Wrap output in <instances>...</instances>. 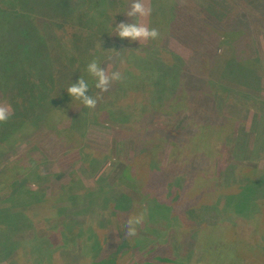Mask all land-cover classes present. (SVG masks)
I'll return each instance as SVG.
<instances>
[{
    "label": "rangeland",
    "instance_id": "rangeland-1",
    "mask_svg": "<svg viewBox=\"0 0 264 264\" xmlns=\"http://www.w3.org/2000/svg\"><path fill=\"white\" fill-rule=\"evenodd\" d=\"M147 1L150 0H143ZM173 2L190 17L184 21L175 16L177 6L173 3L166 10L171 18L166 32L159 30L164 34L160 33L154 40L157 49L163 53V60L153 55L154 46L147 52L136 48L144 41L131 49V45L122 44L120 38L108 39L109 28L113 25L107 9L106 39L91 35V44L86 50L100 53L104 57L102 67L109 73L120 71L123 79L113 82L107 92L97 90L96 107H80L77 110L80 121L73 125L75 119L71 120V115L58 106L54 109L58 105L53 104L54 100L46 104H25L28 98L31 100L47 87L48 83L44 81L54 85L44 73L46 65L57 66L62 61L60 56L68 55L60 50V43L54 40L58 32L52 30L62 24L59 22L63 16L54 13L62 11L61 0H0V103L11 105L12 115L8 122L24 119L30 126L6 135L0 143V207L9 205L6 200L17 193L22 195L18 200L25 205L22 217L26 221L24 228L30 234L25 241L26 248L32 246L30 239L34 235L43 245L36 251L39 252L38 262L46 263L45 260L55 257L53 264H77L80 254L73 252L71 243L65 238L62 244L60 235L70 240L80 234L83 230L80 227L91 233V240L96 245L101 242L99 235L103 241L97 245L98 251L91 264H146L158 260L169 264H240L241 259L234 255L236 249L243 257H254L255 253L257 256L263 251L258 240L257 246L251 249L253 241L249 235L257 234V229L250 232L247 219L257 212V203L251 199L264 182V3L259 5L263 7H255L246 0ZM71 4L87 21L88 27L102 33L103 16L95 18L94 14L105 9L109 0H74ZM87 13L89 16L85 18ZM161 14L162 10L156 8L153 16L161 19ZM91 17L94 18L93 27ZM67 19L65 17L70 22ZM74 26L65 33L73 40ZM64 27L67 28L65 24ZM82 31V25L75 29L76 39L83 36ZM84 37L88 38L85 32ZM233 48L235 53L229 54ZM130 52L137 62L130 60ZM218 53L222 58L217 59ZM227 58L228 69L225 67L220 76L212 73L218 67L211 66H219ZM238 58L246 68L236 64ZM142 60L148 65L141 64ZM250 63L252 67L248 66ZM64 64L68 71L72 68L65 61ZM173 64L176 68L171 78L177 77L176 70H180L179 76L185 79L182 85L190 86L185 91L191 89L184 100L178 91V98L173 99L175 102L154 103L150 87L147 91L130 83L134 81L129 78L130 71L139 76L141 70L153 74L155 71V76L164 80ZM255 67L259 69L251 73L254 84H249V79L243 82L248 76L246 70ZM166 84L163 86L167 87ZM211 90L215 91V97L209 96ZM165 94L166 90L161 96ZM100 111L102 118H99ZM108 118H112L111 122ZM47 122L53 130L63 131L64 138L56 140L55 131L49 134ZM146 151L149 154L145 156L151 159L147 186L153 191V169L164 168V172L161 171L168 180L158 198L165 206L172 204L175 210L161 217L154 216V221L146 222L143 233L138 234L137 229L135 236L126 238L128 218L110 214L109 206L120 195L117 173L119 175L123 167H127L125 163L132 162L135 155ZM112 161L120 163L117 173L110 169ZM143 163L140 158L134 163L137 170H141V184L144 182ZM184 177L191 182L182 186ZM71 180L74 185L63 199L64 204H71L70 207L67 208V204L65 208L39 207L41 201L58 189H54L52 183L59 187L60 184L70 185ZM209 185H213L214 192L208 193L211 203L206 205L199 199ZM194 186L198 187L193 189ZM110 188L116 194L111 192L105 199V190ZM179 189L195 193L192 197L196 201L180 197L181 192L176 193ZM30 190L38 196H29ZM74 193L80 202L73 203ZM242 202L243 207L246 206L244 215L238 210ZM114 203L117 208L122 206L118 201ZM243 220L246 221L244 225ZM204 227L206 229L200 233ZM109 229L111 232L108 233ZM7 230V225L0 223V264H18L15 260L23 255L27 256L24 264H30L28 256L32 257V254L23 252L22 248V253L14 249L10 238L12 234L14 237L18 234L15 231L6 233ZM235 232L238 235L234 240L232 234ZM20 233L26 235L23 231ZM106 237L117 245H108ZM94 249L95 245L91 251ZM204 249H209L210 258H214V254L220 257L212 262L210 259L202 261ZM101 251L102 260H97ZM195 252L199 254L197 259L193 257ZM259 262L253 259L243 264Z\"/></svg>",
    "mask_w": 264,
    "mask_h": 264
},
{
    "label": "trees",
    "instance_id": "trees-1",
    "mask_svg": "<svg viewBox=\"0 0 264 264\" xmlns=\"http://www.w3.org/2000/svg\"><path fill=\"white\" fill-rule=\"evenodd\" d=\"M132 1L133 0H115V1L109 0V4H107V7H105V9H102L100 11H96L94 14L95 18L103 16V19L101 20L103 22L102 26H101L103 31H102V33H100V31H98V30L94 32V27H93L94 18L92 19V17H91V21H92L91 27H93V29H91L90 27L87 26V21L82 19L83 17L79 13H77L76 9L74 10V8L72 7V4H71V3H74V0H61L62 11L61 12L55 11L54 13H57V14H60L61 16H63V19L61 18L63 21L60 20L59 23H62V24H59L58 27H55V29H52V30H55L58 32V34L55 35L54 40L58 41L60 43V50L66 51L68 53V55L63 54L62 56H60L62 61L60 62L59 65L57 63V66H55V65L52 66V63L46 65L44 73H46L48 75L49 79H52L54 81V85L50 84L47 80L44 81V83H48L47 87L45 86L44 88H42V91H39V93L36 95V97H33L31 100H29V98H28V101H26L25 104H46V103L54 100L55 103H53V104H58L54 107V109L57 110L58 108H56V107L58 106L59 109L64 110V112L66 114L71 115V120L75 119L73 121V125H77L76 122L80 121L77 110L80 107H82L83 105L79 101L71 98L68 95L66 89L72 83H75L79 78H83L89 83V91L87 94L92 95V96L94 95L93 97L95 98L98 89H96L94 87V83H95L94 78L91 77L89 75V73L87 72V64L92 59H95V58H98L101 61V63H103L104 57L102 55H100V53H90L86 49L91 44L92 36H94L97 39H101V38H103L104 40L106 39L104 34L106 33L105 28L107 27V24L109 22V16L111 17L110 24H112L113 26H110V28H109L108 39H110V38L112 39V38L116 37L115 39L118 40L117 38H119V37L115 34V30H114L116 25L121 23V22H124V23H132L133 22L132 18H129L125 15L127 10L129 9V6L132 3ZM246 1H249L250 3L256 5L255 7H263V5H261V6H259V5L264 3V0H246ZM145 3L148 5L151 4L150 6L152 9V12H151L150 17L148 16L149 20L148 21L146 20L147 17L146 18H135V20L138 23L147 24V26L149 28H156L160 31L163 30L164 32H166L165 28L167 27V23L171 19L169 17L170 12L166 11V10L169 9L171 3H173V6H177V8H176L177 13L175 14V16L180 17L181 20L184 19V21L190 17L188 14H185L179 8L180 5H178L177 3H174L173 0H154L153 2H152V0H150V1H147ZM89 5H90V3H89ZM156 8H159L160 10H162V13L164 14V15L161 14V19H157L153 16L154 10H156ZM107 9H108L109 16L107 13ZM179 12H182V13H179ZM97 13H98V15H97ZM73 16H74V19H73ZM88 16H89V14L87 13V17L85 16V18H88ZM65 17L69 18V20L68 19L67 20L70 22H67L65 20ZM64 24L67 26V28L64 27ZM73 24L75 25L72 29V34H75L74 40L71 39L67 34H65L66 30H68L71 26H73ZM81 25L84 28V31H82L83 36L76 39L75 29H77V27L81 26ZM84 32H85L86 36H88L87 39H86V37H84ZM160 33L162 34L163 32H160ZM222 36H223V34H222ZM58 37H60L59 40L57 39ZM165 38L166 37L164 36V40H166ZM120 41H123L122 44H124V45H128V46L131 45L130 46L131 49L136 47L135 44L139 43V41H128L127 39H121V38H120ZM144 42H145L144 44H140L136 48L139 51L141 50V48H143L145 50L144 52H147L148 49H150L152 46H154V48H152L153 55L156 56L157 58H159L160 60H163V53L157 49V47L155 46L156 42H154V40H149V41H144ZM48 46H50V44H48ZM221 46H222V43H220L219 49H221ZM218 52H221V51H218ZM233 52H234V48L229 51V54L233 53ZM129 54L131 55L130 60L132 62H135V61L137 62V60L135 59L136 58L135 55H133L131 52ZM219 54H221V53H218L217 59L222 58ZM235 56L236 55H233V57H235ZM161 57H162V59H161ZM164 57H166V55H164ZM226 57H228V56H226ZM237 60H238V62L236 64L239 65V67L241 66L243 68H246L243 61H240L239 58ZM64 61L66 63L72 65V68L69 71L67 70V64H64ZM190 62H192V60ZM227 62H228V58H227V60L225 59L223 64L221 62V65H219L220 67L217 64L212 65L211 67H216V66L218 67V69H216L217 71L214 70V71H212V73L216 72V75L220 76V73L221 72L223 73L225 67L228 66ZM254 62L257 64V62L255 60H254ZM140 63L143 65H144V63L146 65H148V62H146L145 60L140 61ZM182 65L183 64L181 63V66ZM248 66L252 67L253 65H252V63H250ZM258 67H255L254 69H251V68L247 69L246 74H248V76L243 73L244 75L247 76V78L243 79L242 81L246 82L249 79L248 80L250 82L249 84L253 83L254 79L251 78V73L254 71H257L259 69ZM175 68H176V65H174V64L171 65V68L169 69L170 74L168 73L165 76L164 80H161L160 78L156 77L155 71L153 74L152 71L147 73V71L144 72V70H141V74L139 76H135L132 73V71H130V74H128V75H129V78H134V81H132L130 83L132 84L134 82L135 88L138 89L140 87H143V88L147 89V91H148L149 87L151 88L150 94H151L152 101L154 103L167 104V103H170V100H173V99L176 100L178 98L179 95L176 96V93H178V91H180L179 92L180 95L181 94L183 95V100H184L189 96V95L186 96V94L188 92H190V90H191V89H189L188 91H185V89L187 87L190 88V86H188L186 83H184L182 85V83L185 82V79H184V77L179 76L180 70H176V76L177 77H175L174 79L171 78L173 72H175ZM187 68H188V66H187ZM74 69H75V73H74ZM227 69H228V67H227ZM159 70H160V68H159ZM212 73H211V76L216 77V76L212 75ZM209 79H211V78H209ZM232 79H235V78H232ZM165 83H168V84H166L167 87L163 86ZM253 84L251 85L252 87H253ZM162 86L164 87V89ZM247 87H248V85H247ZM164 90H166V94H165V96H161V93ZM211 91H212V94H210L209 96L215 97V91L214 90H211ZM209 96H208V98H209ZM149 98H150V96H149ZM195 98H196V96H195ZM175 100H173L172 102H175ZM196 100L193 103H195ZM22 103H23V99H22ZM198 106H200V104H198ZM198 106L196 107L197 109L199 108ZM76 112H77V114H76ZM98 113L100 115L99 118H102L103 112L100 111ZM152 113H155V112H152ZM48 117L49 116H47V118ZM77 119H79V120H77ZM111 119L112 118H108L107 121L111 122ZM23 120L24 119H22V120L19 119V121L18 120L14 121V122H8L7 121L6 123H0L2 125L0 127V143L3 142V140H5V138H7V136L12 135L14 132L16 133V131L21 127H22V130L29 129L30 126ZM110 125H112V124H110ZM46 128L50 132L49 134L53 133L52 131H55V130H53L54 128H51V126H49L48 122L46 124ZM67 128H69V124H68ZM112 130H114L115 133L118 132L116 129H114V127ZM208 131H210V130H208ZM54 138L56 140L63 139L64 138L63 137V131H60V130L55 131L54 132ZM151 140H152V138H150L149 142H151ZM73 143H74V141H73ZM116 144H117V139H115V142H114V145H116ZM144 147H146V145ZM144 147H143L142 151L144 150ZM172 147H174V146H172ZM146 154H149V153L146 151V152L135 155L132 162L130 161L129 163H125V165H127V167L126 166L123 167V169L119 175L116 172V170L121 168V167H119L120 163H118V162L116 163L115 161H112L110 163L111 171H113V172L115 171L117 173V179H119L118 185L120 186V189H121L120 195L117 198H115L111 202V204L109 203L110 204L109 210H111L110 214H114V215L122 214L125 217H127L128 219L132 218L134 216L143 214L144 215V221L142 224L137 226L138 234L143 233L144 226L146 225V222H152V220L154 221V219H156L154 216L161 217V216H164L166 213H170V214L172 212L174 213V210H175L174 208L171 207L172 204L170 206H167V205L165 206V204H163L158 198L159 197L158 195L159 194L161 195V191H164L165 186H166V182L168 180V176L162 174L161 170H163V172H164V168H162L161 170H159V168L153 169V175H152L153 176V186H154L153 191H150V189L148 188L147 184L149 183V180H150L148 178L150 177L149 168H150V164H151V159H150L149 155H148L149 156V159H148L145 156ZM153 156H154V154H152L151 158H153ZM139 158H140V160L144 161V163L142 165V172L144 175L143 184L139 183V181H140V177H139L140 173L139 172L141 170L138 171L137 167H135V164H134L135 159L138 160ZM196 177H197V175H196ZM190 182L191 181H186V178L184 177L183 182H182V186H184V184L187 185V183H190ZM260 183H262V181ZM69 184L70 185H68V183L60 184V186L58 187L59 184L52 183V185L54 186V189L56 187L58 189L52 191L49 194V196H47L43 200L44 203L41 201L40 202L41 205H39V207L40 208L47 207L48 209H54L57 207H64L65 204H67V203L64 204L63 199L66 198V196H68V193H69L68 189L72 188L74 185L72 183V180L69 182ZM197 187L198 186H194L193 189H195ZM259 187H260V191L254 195L255 198L251 199L255 202V204L257 203V207H256L257 212L253 216H250L251 218L248 217L249 219H247V222H249L248 224L251 226V228H249L250 232L254 228L257 229L255 231V232H257V234H255V235L250 234L249 235V239H252V241H253V242L251 241L252 242V244L250 245L251 249H254L257 246L256 243L258 240L259 246L262 248L263 251H260V254H258L257 256L255 253L254 257H251L250 255L243 257L241 254H239L238 249H236V252L234 253V255L241 259L240 261L242 263H240V264H243L245 262H251V261H253V259L259 260L260 262L258 264H264V182ZM213 188H214L213 185H209V187H205L203 195H201V198H206V200H201V198H200L199 201H205V204L209 205L211 203V199H210V197H209L210 195L208 193L214 192ZM174 189H177V188L175 187ZM74 190L77 191V188H74ZM178 191L181 192L180 195H179ZM187 191H185L184 189H182V190L179 189V190H177V192L176 191L175 192L180 197H186L187 200L195 202L196 199L195 198L193 199V197H192L193 195H195V193L190 194L189 192L187 193ZM201 191H203V189ZM111 192L116 194L114 192L113 188L105 190V199H107V194H111ZM76 193L72 194V196H75ZM152 195L154 197H152ZM21 196L22 195L20 193H17L12 199L9 198L8 200H6V202L10 203L9 205H7L6 207H0V223H2V225H4V226L7 225L9 230H7L6 233H12L14 231L17 232V234H18L17 236L14 237L12 234L11 238H10L13 245H15L13 248L19 249L20 253H22V250H23V252L25 250V253L26 252L31 253L32 257L28 256V260H29L30 264H53V260L55 262V257L51 258V256H50L51 260H49V261L45 260L46 263H41V262L37 261V254L39 252H36V251L38 249H40L41 246H43L41 243H39L40 239L37 238V236L34 235L30 239V240H32V246H30V248H29L30 252H29V249L26 248L27 243L25 245V241L30 237V234H29V231L27 230V228L26 227L24 228V226L26 225V221H25V218L22 217V215H24L23 212H25V210H22V208H25V205L18 200ZM29 196H38V195L33 190H30ZM68 198H70V197H68ZM76 198H77V196L73 197V199H72L73 203L80 202ZM115 201L120 202V204L122 206H120V208L119 207L117 208V205H115L116 203H114ZM196 203H198V202H196ZM66 206L68 208L71 206V204H67ZM87 207H89V204L87 205ZM17 208H20L19 209L20 211L15 212V210ZM238 208H239L238 210L241 213V215H244V213L246 212L245 211L246 206L243 207V202L240 204V206ZM133 212H134V215L132 214ZM16 216H19V217H16ZM244 222L246 223V221L243 220V225H244ZM68 228H70V227H68ZM80 228L83 229V230H80V234H78L77 236L75 235V236L71 237L70 240H69V237H67L66 235H65L66 237H63L62 235H60L61 239H62V244H64V238H65V240L67 242L71 243L73 252L75 250V252H77V254H80V256H79L80 261H77L78 262L77 264H91L92 259L96 255V251H98L97 245H99V244L101 245V242H103V241H102L101 236L98 234L99 235V241H101V242L96 245V243L93 240H91V236H90L91 233L87 232L84 229V227H80ZM141 228H142V230L140 231ZM205 229H206L205 227L202 228V230H200V233H201V231H203ZM19 230L23 231L26 235H22ZM99 230L102 231V229H99ZM109 232H111L110 229H109L108 233ZM232 235H233V239L235 240L236 239L235 235H238V233L232 234ZM229 236H231V235H229ZM125 237L128 238L126 234H125ZM107 241H108V238L106 237V242ZM243 241L244 240H242V242ZM93 245H95V249L93 251H91V247ZM108 245L116 246L117 244H115L112 239H109ZM135 246H139V244L138 245L135 244ZM21 248H22V250H21ZM208 251H209V249L203 250L202 261H204V260L207 261L208 259H210V262H212V261H216L217 258L220 257L217 254H214V256H213L214 258H210V254L208 253ZM102 254L103 253L101 251V255L99 257H97V260H102L100 258L102 256ZM198 255L199 254L197 252H195V254L193 256L194 259H197ZM81 256H84V257L81 258ZM31 258L33 260H31ZM26 260H27V256L23 255V258L17 259L15 261H17L18 264H24V262ZM146 264H169V263L160 262L158 260L156 262H147Z\"/></svg>",
    "mask_w": 264,
    "mask_h": 264
},
{
    "label": "clouds",
    "instance_id": "clouds-1",
    "mask_svg": "<svg viewBox=\"0 0 264 264\" xmlns=\"http://www.w3.org/2000/svg\"><path fill=\"white\" fill-rule=\"evenodd\" d=\"M151 6L143 2V0H133L126 16L132 18V23L121 22L114 28L115 34L121 39L128 41H149L155 40L160 37V32L156 28H149L147 24L136 22L135 18H146L151 15ZM100 47V44L98 45ZM108 59H111L109 57ZM87 72L94 78V87L101 93L107 92L113 82H118L123 79L120 71L107 72L98 58L92 59L87 64ZM68 95L79 101L85 108L94 109L97 105V99L92 95H88L89 83L79 78L75 83H72L66 89ZM12 115L11 105L7 103H0V123L8 121ZM144 221V215L140 214L129 218L126 222V235L131 237L135 236L137 226Z\"/></svg>",
    "mask_w": 264,
    "mask_h": 264
}]
</instances>
